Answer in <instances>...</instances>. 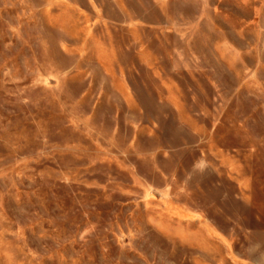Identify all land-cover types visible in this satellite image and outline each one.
<instances>
[{
	"label": "rangeland",
	"instance_id": "obj_1",
	"mask_svg": "<svg viewBox=\"0 0 264 264\" xmlns=\"http://www.w3.org/2000/svg\"><path fill=\"white\" fill-rule=\"evenodd\" d=\"M0 264H264V0H0Z\"/></svg>",
	"mask_w": 264,
	"mask_h": 264
}]
</instances>
